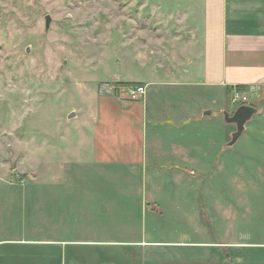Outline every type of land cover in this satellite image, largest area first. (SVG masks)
Returning <instances> with one entry per match:
<instances>
[{
    "label": "rangeland",
    "instance_id": "obj_1",
    "mask_svg": "<svg viewBox=\"0 0 264 264\" xmlns=\"http://www.w3.org/2000/svg\"><path fill=\"white\" fill-rule=\"evenodd\" d=\"M202 1L0 0V220L28 215L34 221L40 212L23 207L20 199L35 201L39 194L46 205L41 209L47 210L52 185H58V199L65 192L77 201L95 197L83 207L90 218L102 201L96 203L97 196L105 210L110 198L121 200V217L129 213L136 220L122 225L135 224L153 238L190 231L181 207L191 206L202 223L220 233L231 225L240 240L257 238L263 230L258 167L264 151L262 140L249 132L256 113L245 123L249 130L227 145L226 134L235 124L223 115L206 116L201 123L161 116L164 121L156 125L144 124L141 137V122L129 124L115 101L113 90L147 78L132 43L142 41L144 34L135 37L132 21L167 7L198 10ZM158 95L168 105L183 102L170 89ZM104 99L112 115H91ZM237 106L225 98L226 112ZM70 112L76 115L68 118ZM154 131L163 152L150 144ZM94 135L96 142H86ZM104 136L114 137L112 148L103 150ZM183 148L185 155L179 157ZM71 185L82 188L71 190ZM143 200L161 212L141 211ZM93 222L83 215L69 224L73 233L84 228L89 235ZM43 228L49 230V222Z\"/></svg>",
    "mask_w": 264,
    "mask_h": 264
},
{
    "label": "crops",
    "instance_id": "obj_2",
    "mask_svg": "<svg viewBox=\"0 0 264 264\" xmlns=\"http://www.w3.org/2000/svg\"><path fill=\"white\" fill-rule=\"evenodd\" d=\"M132 22L135 37L144 34L142 41H131L141 65L147 67V78L136 83L145 87L143 96L137 99H143L144 103L123 100L125 93L113 91L116 105L125 111L122 115L129 117V124L141 122V137L144 124L156 125L164 121L161 116L169 120L185 116L195 123H201L206 116H224L225 98L233 87L254 88L251 105L257 109V119L249 132L262 140L264 151V0H203L198 10L190 5L177 9L167 7L158 14H145L143 20L136 18ZM114 78L120 80L116 75ZM167 89L183 102L168 105L161 101L158 94ZM100 105L97 104L91 115L110 117L113 112H109L107 99ZM120 115L116 117L121 118ZM244 130H249L248 125H244ZM232 132L226 134L227 139H231ZM153 133L152 148L163 152V146L157 144L160 141L157 132ZM95 135L91 139L87 137L86 142H96ZM104 137L103 150L112 148L114 137ZM177 154L184 156V148ZM258 171L263 175L260 211L263 230L254 240H240L231 225L221 233L216 227L206 226L194 206L181 207L190 231H169L167 236L153 238L135 224L122 225L136 220L129 213L121 217V200L110 198L105 210L103 199L97 196L96 203L102 201L97 203L90 218L83 207L93 203L95 197L77 201L71 199V192H65L64 198L58 199L55 191L58 185H52L54 197H49L52 201L47 210L41 209L46 205L39 201L42 200L39 194L35 195V201L20 199L23 207L33 206L40 212L34 221L28 215L6 216L0 220L3 222L0 264H264V162ZM116 186L128 192L131 189L130 185ZM76 188L82 185H71V190ZM141 206V211L162 210L144 200ZM83 215L86 222L91 219L95 223L89 235L88 230L83 234L84 228L73 233L69 224L79 221ZM46 222L49 230L43 228Z\"/></svg>",
    "mask_w": 264,
    "mask_h": 264
},
{
    "label": "water",
    "instance_id": "obj_3",
    "mask_svg": "<svg viewBox=\"0 0 264 264\" xmlns=\"http://www.w3.org/2000/svg\"><path fill=\"white\" fill-rule=\"evenodd\" d=\"M50 23V15H45V28L47 29ZM28 50V48H27ZM256 107L250 104H241L238 105L231 113L225 112L224 118L228 122H233L235 124V131L231 134V139L228 142V145H232L236 139L239 137L241 132L244 129V125L250 117L256 113ZM207 113L209 111H206ZM75 112H70L68 118L74 116Z\"/></svg>",
    "mask_w": 264,
    "mask_h": 264
},
{
    "label": "built area",
    "instance_id": "obj_4",
    "mask_svg": "<svg viewBox=\"0 0 264 264\" xmlns=\"http://www.w3.org/2000/svg\"><path fill=\"white\" fill-rule=\"evenodd\" d=\"M123 88H126L124 91ZM120 87L118 90H121L125 93V97L129 100H137L141 98L145 92L144 85H134V86H125ZM254 89V88H252ZM241 89L239 87H233L229 93V100L232 103L237 105L241 104H250L252 103V94L256 91L255 89Z\"/></svg>",
    "mask_w": 264,
    "mask_h": 264
},
{
    "label": "trees",
    "instance_id": "obj_5",
    "mask_svg": "<svg viewBox=\"0 0 264 264\" xmlns=\"http://www.w3.org/2000/svg\"><path fill=\"white\" fill-rule=\"evenodd\" d=\"M120 83H122V82H120ZM127 83V82H126ZM124 84V83H123Z\"/></svg>",
    "mask_w": 264,
    "mask_h": 264
}]
</instances>
